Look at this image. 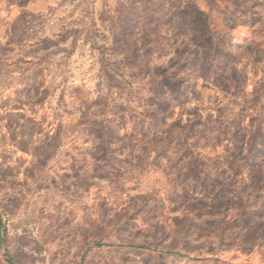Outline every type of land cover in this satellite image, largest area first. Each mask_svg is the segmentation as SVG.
<instances>
[{
    "label": "rangeland",
    "instance_id": "rangeland-1",
    "mask_svg": "<svg viewBox=\"0 0 264 264\" xmlns=\"http://www.w3.org/2000/svg\"><path fill=\"white\" fill-rule=\"evenodd\" d=\"M8 258L264 264V0H0Z\"/></svg>",
    "mask_w": 264,
    "mask_h": 264
},
{
    "label": "trees",
    "instance_id": "trees-1",
    "mask_svg": "<svg viewBox=\"0 0 264 264\" xmlns=\"http://www.w3.org/2000/svg\"><path fill=\"white\" fill-rule=\"evenodd\" d=\"M96 247H100V244H97ZM8 264H14V262L12 261V259H7Z\"/></svg>",
    "mask_w": 264,
    "mask_h": 264
}]
</instances>
